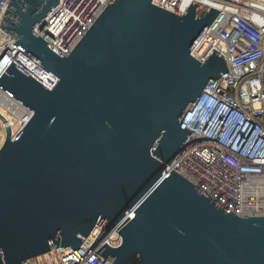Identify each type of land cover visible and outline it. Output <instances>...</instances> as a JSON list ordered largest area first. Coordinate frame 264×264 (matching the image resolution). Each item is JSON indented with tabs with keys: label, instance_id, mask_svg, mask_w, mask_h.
<instances>
[{
	"label": "water",
	"instance_id": "1",
	"mask_svg": "<svg viewBox=\"0 0 264 264\" xmlns=\"http://www.w3.org/2000/svg\"><path fill=\"white\" fill-rule=\"evenodd\" d=\"M58 3L10 0L0 26L59 77L49 90L12 63L0 78L33 112L0 148V264H52L48 252L79 249L95 227L92 248L118 230L122 243L97 251L115 264H264L263 216L165 176L191 133L186 109L228 71L216 50L191 54L220 11L111 0L64 56L34 31Z\"/></svg>",
	"mask_w": 264,
	"mask_h": 264
},
{
	"label": "built area",
	"instance_id": "2",
	"mask_svg": "<svg viewBox=\"0 0 264 264\" xmlns=\"http://www.w3.org/2000/svg\"><path fill=\"white\" fill-rule=\"evenodd\" d=\"M195 1L219 10V15L195 44L191 54L204 63L213 50L224 56L228 71L211 80L182 116L191 133L170 165L171 170L239 216L264 217V0H153L183 15ZM111 0H59L34 31L68 56ZM10 0H0V26ZM0 27V78L15 63L49 90L59 77L15 44ZM33 112L0 86V148L10 127L15 138ZM2 117L5 119L3 120ZM95 227L82 246L56 247L48 252L52 264H115L97 253L107 243L118 247L114 229L92 248ZM92 248V249H91ZM43 264H48L44 255ZM22 264H39L37 257Z\"/></svg>",
	"mask_w": 264,
	"mask_h": 264
}]
</instances>
